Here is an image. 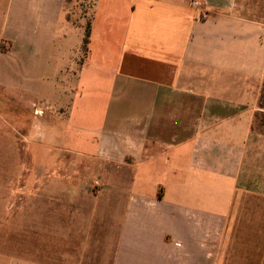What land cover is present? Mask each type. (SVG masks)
<instances>
[{
    "label": "crops",
    "instance_id": "1",
    "mask_svg": "<svg viewBox=\"0 0 264 264\" xmlns=\"http://www.w3.org/2000/svg\"><path fill=\"white\" fill-rule=\"evenodd\" d=\"M263 84L264 0H0V264H264Z\"/></svg>",
    "mask_w": 264,
    "mask_h": 264
},
{
    "label": "rangeland",
    "instance_id": "2",
    "mask_svg": "<svg viewBox=\"0 0 264 264\" xmlns=\"http://www.w3.org/2000/svg\"><path fill=\"white\" fill-rule=\"evenodd\" d=\"M82 14H86V11L83 10ZM86 18L87 19L85 22L88 23L91 20V15L87 14ZM78 58H79V62H80L81 61L80 53H79ZM35 102L37 104L40 103L39 101H35ZM253 128L255 131L264 132V84H263L262 89H261L259 101L256 105ZM20 157H21V155H19V154L17 156H15V159H14L15 163L20 161ZM30 159L32 161L33 154L30 156ZM15 172H16V169H14V173ZM16 173L13 176V180H14L13 188L10 186L12 188V192L14 193V200L9 201V202L7 201V208L10 209V211L14 210L15 213L19 212L27 204V200L23 197L24 196L23 195L24 188H23L22 182L20 181L21 177L19 175H17ZM3 177H4V174H3ZM10 187L6 188L5 184L4 185L0 184V192H3V193H5L7 191L9 192ZM32 191L37 193L39 190H38V188H36L35 190H32ZM36 203L34 201L30 202V208L31 209L37 208ZM21 219H22L21 217L15 218V223H14L13 227H11V228H13V232H9V233L8 232H0V245L6 246V242H10L11 245L16 247V246H21L22 242L36 243L38 241L39 234L36 232H19V230H21L20 224H22ZM0 223L4 224V221L3 222L0 221ZM29 224L30 225L37 224L36 223V217H34L33 220H31L29 222ZM2 227H3V229L5 228L4 226H2ZM0 250L6 251L5 248H2ZM11 250L19 251L20 249H16V248L13 249L12 248ZM30 250L32 251V249H30Z\"/></svg>",
    "mask_w": 264,
    "mask_h": 264
},
{
    "label": "trees",
    "instance_id": "3",
    "mask_svg": "<svg viewBox=\"0 0 264 264\" xmlns=\"http://www.w3.org/2000/svg\"><path fill=\"white\" fill-rule=\"evenodd\" d=\"M90 37H91V23L89 21L87 23V26H86L85 38H84V41H83V52L85 54L88 53V45H89V42H90Z\"/></svg>",
    "mask_w": 264,
    "mask_h": 264
},
{
    "label": "built area",
    "instance_id": "4",
    "mask_svg": "<svg viewBox=\"0 0 264 264\" xmlns=\"http://www.w3.org/2000/svg\"><path fill=\"white\" fill-rule=\"evenodd\" d=\"M199 7L201 6V3H196Z\"/></svg>",
    "mask_w": 264,
    "mask_h": 264
}]
</instances>
